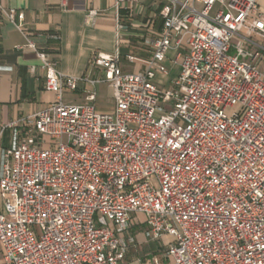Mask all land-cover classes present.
<instances>
[{
  "label": "built area",
  "instance_id": "built-area-1",
  "mask_svg": "<svg viewBox=\"0 0 264 264\" xmlns=\"http://www.w3.org/2000/svg\"><path fill=\"white\" fill-rule=\"evenodd\" d=\"M155 8L163 24L145 40L151 54L140 72L124 71L123 57L139 58L116 50L94 53V76H67L18 25L55 100L0 128L6 264H121L135 242L134 213L159 243L149 264H264L259 0H157ZM0 11L15 22L14 8ZM124 29L117 14L118 41ZM168 58L179 73L160 86ZM80 83L110 85L114 111H97L95 90L67 103L65 88Z\"/></svg>",
  "mask_w": 264,
  "mask_h": 264
},
{
  "label": "crops",
  "instance_id": "crops-1",
  "mask_svg": "<svg viewBox=\"0 0 264 264\" xmlns=\"http://www.w3.org/2000/svg\"><path fill=\"white\" fill-rule=\"evenodd\" d=\"M156 1L124 0L117 9V0H0L4 8L16 10L14 23L0 11V128L45 109L55 100V94L45 89L41 61L36 50L27 46L19 24L24 26L36 48L48 52L57 62V68L67 76L82 77L91 73L90 64L95 52L112 54L116 50H120L123 56L132 53L139 58L132 64L123 57L121 66L124 71L140 72L145 69L151 54L145 40L158 36L163 24L155 8ZM259 7L264 14V0H259ZM90 10L99 13L95 21L87 24L85 17ZM117 14L125 25L119 41ZM167 64L172 70L169 75L157 77L156 83L160 86H168L179 73V66H173L170 58ZM258 69L264 73V56ZM107 85L80 83L75 91L65 88L64 100L82 103L87 91L95 90L97 104L107 91ZM113 111L114 105L110 112ZM10 135L11 131L7 130L5 144H8ZM142 216L136 213L131 216L129 234L135 237V242L127 249L121 264H147V259L158 255L159 243L146 235L147 225ZM0 264H6L1 251Z\"/></svg>",
  "mask_w": 264,
  "mask_h": 264
},
{
  "label": "rangeland",
  "instance_id": "rangeland-1",
  "mask_svg": "<svg viewBox=\"0 0 264 264\" xmlns=\"http://www.w3.org/2000/svg\"><path fill=\"white\" fill-rule=\"evenodd\" d=\"M214 14V13H212ZM159 78V76H158ZM158 78H156V81H158ZM107 91H105L102 96L100 97V99L98 100V103L96 104V108L102 110V111H106L105 113H108L111 111L113 105L115 108V98H114V90L110 85H107ZM98 109V110H99ZM1 196H0V207H2L1 205ZM142 219L144 221H146V216L143 215ZM158 255L160 256V252H158ZM151 261V259H147V264H149Z\"/></svg>",
  "mask_w": 264,
  "mask_h": 264
}]
</instances>
